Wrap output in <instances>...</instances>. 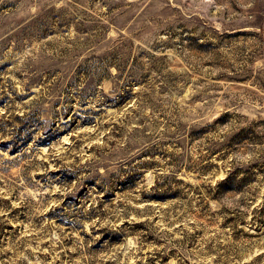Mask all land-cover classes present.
<instances>
[{
	"label": "rangeland",
	"instance_id": "374dc122",
	"mask_svg": "<svg viewBox=\"0 0 264 264\" xmlns=\"http://www.w3.org/2000/svg\"><path fill=\"white\" fill-rule=\"evenodd\" d=\"M0 264H264V0H0Z\"/></svg>",
	"mask_w": 264,
	"mask_h": 264
}]
</instances>
